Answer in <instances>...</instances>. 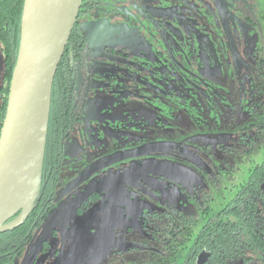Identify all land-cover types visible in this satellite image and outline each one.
Instances as JSON below:
<instances>
[{
    "label": "flooded vegetation",
    "instance_id": "af4514ba",
    "mask_svg": "<svg viewBox=\"0 0 264 264\" xmlns=\"http://www.w3.org/2000/svg\"><path fill=\"white\" fill-rule=\"evenodd\" d=\"M73 30L80 38L71 45L68 42L64 53L69 93L63 95L67 102L60 104L51 131L47 133L42 195L27 218L33 221L31 237L21 253L12 257L0 255V264H57L67 237L77 229L62 221L60 232L51 227L53 238L61 244L58 249L44 237L34 252L23 256L35 230L63 205L69 209L78 205L76 213L79 215L88 212L97 198V184L127 179L130 170L124 168V161L147 155L159 157L175 150L173 144L161 140L162 133L173 129L178 113L192 118L205 113L209 116L211 92H215V100L222 102L224 87L221 83L225 78L236 85V75L244 74L246 81L240 87L242 107L247 111L248 120L256 112L259 119L253 129L237 136L236 142L248 137L255 142V138L260 139L264 133V98L258 92L264 83V42L257 49H254L255 44L252 46L255 67L238 55V48H243L242 41L250 48L248 40L252 34L264 32V11H259L256 0H83ZM258 39L264 41L263 36ZM4 69L0 47V107L5 86ZM248 89L253 95L250 100L247 99ZM97 92L101 93L99 97H96ZM126 98H135L138 102L137 120L131 117L130 123L127 111L123 110ZM94 99L95 103L118 107L116 113L96 115L91 108ZM216 116L218 118L217 113ZM128 132L130 135H126ZM134 132L140 138L134 139ZM220 138L218 134L217 139ZM97 144L116 150L98 156ZM263 164L264 160L252 165L243 179L224 189L234 196L241 194L254 169ZM109 167H115L116 173L106 175ZM131 168H150L160 175L178 179L157 162L141 160ZM98 176L101 178L98 183H92ZM210 176L215 184V176ZM261 180L260 190L264 194L263 176ZM140 186L142 190L143 185ZM144 187L159 199L155 188ZM261 205L258 201V206ZM178 211L181 210L170 208L155 213L160 225L147 217L153 224V232L150 234L149 229L147 233L149 244L142 243L144 254L161 255L163 260L175 258L179 252L176 244L181 241L183 263L191 253L197 233L219 212L203 216L204 224L193 235L195 220L184 213L175 215ZM238 234L236 255L228 260L229 264H264V252L255 248L245 234ZM210 257V252L201 250L195 264H208Z\"/></svg>",
    "mask_w": 264,
    "mask_h": 264
},
{
    "label": "rangeland",
    "instance_id": "374dc122",
    "mask_svg": "<svg viewBox=\"0 0 264 264\" xmlns=\"http://www.w3.org/2000/svg\"><path fill=\"white\" fill-rule=\"evenodd\" d=\"M256 4L259 11H264V0H256ZM84 32L86 33V30ZM260 36L264 38V32L261 34L255 31L248 40L251 42L250 48L244 45V41L241 42L243 48H238V55L252 63L253 67L256 66V60L252 55V46L255 44L254 49L261 47L264 41L259 42ZM257 57L260 58V54ZM244 81V74L236 75V85L228 78L222 83L218 80L224 87L221 92L223 101L215 100L216 94L211 92L212 96L209 98L214 101L211 99L209 103V116L205 113L202 117L192 118L178 113L173 129H168V133H162L160 136L167 144H173L175 150H169L167 154L163 153L159 157L147 155L124 161V168L130 170L127 172V179L97 184V198L88 212L84 211L82 215L76 213L78 205H73L70 209L67 205L56 208L55 215L35 230L33 240L23 256L34 252L40 239L44 237L50 239L52 245L58 249L60 242L53 238L51 227L60 232L63 227L61 222L65 221L77 231L67 237L64 252L57 264H181L184 258V252L181 250L175 258L166 260H163L161 255L143 253L142 243L149 244L147 233L149 229L150 234L153 232V224L147 221V217L160 225V219L155 213L159 214L170 208L181 210L182 212L178 211L175 215L184 213L188 218L195 220L192 226V233L195 235L204 224L203 216L214 215L233 198L234 193L224 187L230 188L246 176L249 167L264 160V133L260 139L255 138V142L249 137L240 139V143L236 142L237 136L253 129L259 121L257 112L251 114L248 120L247 111L242 107L243 91L240 87ZM127 84L126 82L125 85ZM128 90L137 92L135 89ZM258 92L264 98V83ZM248 93L250 94L247 99L250 100L253 98L252 91L248 89ZM99 95L101 93L97 92L96 97ZM95 102L94 99L91 108L98 116L115 114L118 108L113 104ZM125 103L123 110L127 111L130 117L129 123L131 117L137 120V99L126 98ZM143 110L150 112L146 107H143ZM218 134L222 139H217ZM126 135H130V132ZM132 137L136 139L140 138V135L134 132ZM104 147L97 144L98 156L116 150L109 146ZM223 147L225 151H222ZM184 151H188V154ZM189 152H192L191 156ZM193 156L199 159H193ZM141 160L157 162L166 172L178 176V179L166 174L160 175L150 168H131L135 162ZM115 173L116 168L109 167L106 175ZM211 174L215 176V184ZM99 179L101 178L98 176L92 183H98ZM140 184L143 185V191L140 190ZM144 186L155 188L159 199L151 196ZM188 196L195 199L189 201L186 199ZM94 212H97L96 215ZM180 242L176 245L181 244Z\"/></svg>",
    "mask_w": 264,
    "mask_h": 264
},
{
    "label": "water",
    "instance_id": "95a60500",
    "mask_svg": "<svg viewBox=\"0 0 264 264\" xmlns=\"http://www.w3.org/2000/svg\"><path fill=\"white\" fill-rule=\"evenodd\" d=\"M82 1H23L17 57L0 131V234L23 225L42 195L53 82ZM19 80L22 86L16 94Z\"/></svg>",
    "mask_w": 264,
    "mask_h": 264
},
{
    "label": "trees",
    "instance_id": "16d2710c",
    "mask_svg": "<svg viewBox=\"0 0 264 264\" xmlns=\"http://www.w3.org/2000/svg\"><path fill=\"white\" fill-rule=\"evenodd\" d=\"M23 1L0 0V47L5 62V86L1 91L0 131L17 57ZM78 37L80 38L73 30L69 45L77 41ZM64 57L65 55L60 61L53 82L48 131H51L52 121L57 116L60 104L67 102L63 95L69 93ZM254 170L256 171L248 182V186L243 188L242 193L233 196L225 207L213 218L207 220L200 229L190 255L181 264H195L196 257L201 250L210 252L211 257L208 264H229L228 260L236 255L238 232L245 234L255 248L264 252V194L260 190L261 178L264 177V164ZM258 201L263 206H258ZM32 224V219H28L19 228L0 234V255L12 257L21 253L30 240Z\"/></svg>",
    "mask_w": 264,
    "mask_h": 264
},
{
    "label": "bare ground",
    "instance_id": "6f19581e",
    "mask_svg": "<svg viewBox=\"0 0 264 264\" xmlns=\"http://www.w3.org/2000/svg\"><path fill=\"white\" fill-rule=\"evenodd\" d=\"M22 81H17L16 82V85H15V88H16V94H18L19 93V91L21 90V86H22V83H21Z\"/></svg>",
    "mask_w": 264,
    "mask_h": 264
}]
</instances>
